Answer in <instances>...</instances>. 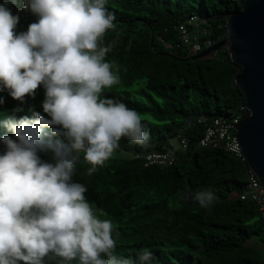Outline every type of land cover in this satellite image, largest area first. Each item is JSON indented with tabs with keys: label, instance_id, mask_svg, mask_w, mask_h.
Instances as JSON below:
<instances>
[{
	"label": "trees",
	"instance_id": "trees-1",
	"mask_svg": "<svg viewBox=\"0 0 264 264\" xmlns=\"http://www.w3.org/2000/svg\"><path fill=\"white\" fill-rule=\"evenodd\" d=\"M245 1L109 0L115 27L106 32L104 44L112 46L106 59L119 83L103 95L136 110L149 139L140 146L122 138L112 158L91 176L81 158L73 180L88 188L85 197L97 215L112 221L119 256L135 261L136 252L147 247L151 264H264V223L255 204L240 198L247 165L220 148L199 145L207 122L240 112L245 104L235 84L241 68L226 48L204 58L190 56L178 31L180 22L195 15L200 29L218 42L226 35L228 17ZM19 17L17 31L35 22L30 12ZM0 95L5 99L0 121L30 116L29 106L43 114L42 88L25 98L18 113L11 110L19 102ZM5 134L10 135L0 127V136ZM184 137L189 145L182 150ZM164 148L177 152L173 166L143 165L145 154ZM204 189L215 196L208 208L192 199Z\"/></svg>",
	"mask_w": 264,
	"mask_h": 264
},
{
	"label": "clouds",
	"instance_id": "clouds-1",
	"mask_svg": "<svg viewBox=\"0 0 264 264\" xmlns=\"http://www.w3.org/2000/svg\"><path fill=\"white\" fill-rule=\"evenodd\" d=\"M109 0H4L0 3V93L24 111L43 89L42 113L0 121V264H151L147 247L136 260L116 253L111 220L101 219L73 180L83 158L88 176L112 158L121 139L146 145L140 114L103 95L119 83L106 56L115 27ZM9 5L17 8L13 14ZM35 22L17 31L19 12ZM5 103L0 95V106ZM47 156L48 158H43ZM208 208L211 190L192 194Z\"/></svg>",
	"mask_w": 264,
	"mask_h": 264
},
{
	"label": "water",
	"instance_id": "water-1",
	"mask_svg": "<svg viewBox=\"0 0 264 264\" xmlns=\"http://www.w3.org/2000/svg\"><path fill=\"white\" fill-rule=\"evenodd\" d=\"M226 48L241 72L235 84L242 90L246 112L234 125L247 166L264 184V0H246L230 14L225 37L197 57Z\"/></svg>",
	"mask_w": 264,
	"mask_h": 264
},
{
	"label": "built area",
	"instance_id": "built-area-1",
	"mask_svg": "<svg viewBox=\"0 0 264 264\" xmlns=\"http://www.w3.org/2000/svg\"><path fill=\"white\" fill-rule=\"evenodd\" d=\"M179 39L186 45L190 56L199 55L201 52L212 47L217 42L209 36L206 30L200 29L199 18L195 15L188 17L178 24ZM217 53V52H212ZM211 54V53H210ZM246 112L245 104L241 105L239 111L232 115H218L205 125V130L200 138L201 147L220 148L229 153L239 161L247 165L241 147L236 137V128ZM189 145V139L184 137L180 141V149L185 150ZM178 159L176 151L164 148L152 151L142 157L143 165L150 166H173ZM248 167V166H247ZM242 200L252 201L264 223V184L259 180L253 170L248 167L247 179L243 191L240 193ZM261 241L264 245V227L261 232Z\"/></svg>",
	"mask_w": 264,
	"mask_h": 264
},
{
	"label": "rangeland",
	"instance_id": "rangeland-1",
	"mask_svg": "<svg viewBox=\"0 0 264 264\" xmlns=\"http://www.w3.org/2000/svg\"><path fill=\"white\" fill-rule=\"evenodd\" d=\"M171 144L173 145L174 148H179V142L176 139L171 140Z\"/></svg>",
	"mask_w": 264,
	"mask_h": 264
},
{
	"label": "crops",
	"instance_id": "crops-1",
	"mask_svg": "<svg viewBox=\"0 0 264 264\" xmlns=\"http://www.w3.org/2000/svg\"><path fill=\"white\" fill-rule=\"evenodd\" d=\"M259 241V240H258Z\"/></svg>",
	"mask_w": 264,
	"mask_h": 264
}]
</instances>
